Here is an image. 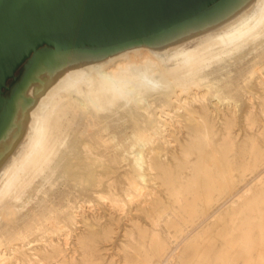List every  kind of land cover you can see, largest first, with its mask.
<instances>
[{"label":"bare ground","instance_id":"1","mask_svg":"<svg viewBox=\"0 0 264 264\" xmlns=\"http://www.w3.org/2000/svg\"><path fill=\"white\" fill-rule=\"evenodd\" d=\"M263 34L264 0H226L207 14L143 41L37 57L0 129V264H77L67 257L66 248L51 240L50 249L25 243L35 229L55 226L49 214L58 204L48 207V199L42 198L33 210L23 212L16 203L39 176L48 179L60 171L67 182L94 189L103 182L94 170L108 173V163L118 166L123 160L131 168V191H144L150 181L159 180L173 203L155 216L154 209L147 212L154 216L152 231L138 223L127 231L126 264H264V147L250 139L238 145V152L231 110L238 98L223 93L225 85H238L264 94V40L257 42ZM248 45L253 46L244 53ZM235 56L239 64L250 57L248 70L236 76L217 67ZM257 98L258 114L264 118V96ZM226 103L228 114L221 109ZM260 117L250 112L244 119L256 126ZM220 122L227 130L222 136ZM62 145L72 157L57 154ZM109 152L115 154L111 162L97 159ZM111 232L107 229L106 235ZM83 238L80 243L87 246ZM26 245L32 252L24 251ZM93 258L90 264H96Z\"/></svg>","mask_w":264,"mask_h":264},{"label":"water","instance_id":"2","mask_svg":"<svg viewBox=\"0 0 264 264\" xmlns=\"http://www.w3.org/2000/svg\"><path fill=\"white\" fill-rule=\"evenodd\" d=\"M225 1L0 0V129L37 57L143 41ZM21 69L24 75L19 80Z\"/></svg>","mask_w":264,"mask_h":264},{"label":"rangeland","instance_id":"3","mask_svg":"<svg viewBox=\"0 0 264 264\" xmlns=\"http://www.w3.org/2000/svg\"><path fill=\"white\" fill-rule=\"evenodd\" d=\"M264 40V34L259 38V40L257 41L258 43H262ZM260 41V42H259ZM194 45V43H193ZM263 45H264V42H263ZM253 46V45H252ZM251 45H248L246 46V49L244 51V53H247L248 50L250 51V49L252 48ZM256 47H258V50L262 47L261 45H256ZM247 51V52H246ZM256 51V50H255ZM233 60H231L230 58L229 59H226L225 61H221L217 67L218 68H221L220 70L225 73L226 71L225 70H231L233 72L234 75H239L241 72L245 71L246 69L248 70V68L250 67V62H249V59H247L246 61H244L243 63L241 62L240 64L237 63L235 61L236 59V56L235 58L233 57L232 58ZM226 62V63H225ZM234 62V64H233ZM233 65H232V64ZM237 63V64H236ZM226 64V65H225ZM248 65V66H247ZM224 66H226L224 68ZM230 66V67H229ZM235 66V67H234ZM228 67V68H227ZM248 67V68H246ZM224 70H223V69ZM234 68H236V70H234ZM238 68V69H237ZM235 71V72H234ZM239 71V72H238ZM24 75V69H21L18 73V77H19V80H21V78L23 77ZM18 80V81H19ZM16 85V83L12 82L11 83V87L14 88ZM226 86V89L223 90V93H226L224 95H232L234 97H237L238 99H236V103L231 110H233L234 114H235V123L234 125L232 126V133H233V137L236 138V143H237V150L239 149L238 152H240V149H242L243 146H245L246 144H249L250 143V139H254L258 144L262 145V147H264V118H262L261 115L258 114L259 110H260V102H258V100L260 101V99H258L257 97L259 95H262L264 96V94H262L263 92L259 90V88H253V89H250L249 92L248 90H243L244 87H240L238 85H234L233 86ZM224 86V87H225ZM230 89H229V88ZM233 87V88H232ZM237 88V89H236ZM233 89V90H232ZM236 89V90H235ZM227 90V91H226ZM230 90V91H229ZM242 90V91H241ZM238 91V92H237ZM244 91H247V92H244ZM256 91V92H255ZM232 92V93H230ZM237 92V93H236ZM244 92V93H243ZM254 92V93H253ZM259 94H258V93ZM262 92V93H261ZM241 94V95H239ZM258 94V96H257ZM238 95V96H237ZM256 96V97H255ZM251 98V99H250ZM241 99V101L239 100ZM258 99V100H257ZM247 100V101H246ZM253 100V102H252ZM255 100V101H254ZM255 102V103H254ZM249 104V105H248ZM226 105V106H225ZM225 105H221V109H223V111H225L227 114L230 112V109H228L227 107V103ZM241 105L244 107H241ZM251 105H252V108L255 106V108H251ZM259 105V107H258ZM236 106V107H235ZM249 106V108H248ZM223 107V108H222ZM241 107V108H239ZM237 109V110H236ZM258 109V111H257ZM240 110V111H238ZM255 110V111H254ZM242 112V113H241ZM244 112V113H243ZM247 112H252V114H254V116L256 117H260L258 118L257 122L258 124H260L258 126L257 122H256V126L254 125H251L250 122L247 123V121L244 119V117L247 119V116L249 115V113ZM238 113V114H237ZM247 113V114H246ZM241 114V115H240ZM256 114H258V116H256ZM243 115V117H242ZM240 118V119H239ZM242 118V119H241ZM260 119V120H259ZM238 120V121H237ZM223 122V121H222ZM244 122V123H243ZM246 122V124H245ZM262 122V123H261ZM223 124V123H222ZM221 122L219 124H217V127H219V131H220V135L222 136V134L226 133V126L225 124L222 125ZM243 124V125H242ZM249 124V125H248ZM263 124V125H262ZM248 125V126H247ZM245 126H247L246 128H244ZM254 126V127H253ZM223 127L225 130H223ZM252 128V129H251ZM263 128V129H262ZM248 129V130H247ZM258 129V130H257ZM222 130V131H221ZM236 130V131H235ZM244 131V132H243ZM260 131V133H259ZM238 133V134H237ZM237 134V135H236ZM246 134V135H245ZM250 136H248V135ZM251 134V135H250ZM258 134L261 136L259 137ZM253 135V136H252ZM254 135H255V138H254ZM237 136V137H236ZM245 138H243V137ZM247 136V137H246ZM244 141H242V140ZM263 139V140H262ZM240 141H242L243 143H241ZM240 142V143H239ZM261 142V143H260ZM239 143V144H238ZM263 143V144H262ZM242 146L241 148L239 146ZM138 148V147H137ZM65 153L66 157H72V152H70L69 150H67L65 148V145H62L59 149V151L57 152L58 155H60L61 153ZM237 152V153H238ZM69 153V155H68ZM71 154V155H70ZM112 154V155H111ZM109 155V156H108ZM114 152H109L108 154H106V156L104 155V157H100L98 156L97 159L99 160H105V162H111V158L114 156ZM111 156V158H110ZM58 158V157H57ZM122 157H120L121 159ZM108 159V160H107ZM126 161V162H125ZM123 160L121 165H114L113 162L112 163H108L110 164V169L108 170L109 172H100L97 170V168L94 170V176L95 177H100L102 179V184L99 185V187H96V188H92L91 189V186L88 184L86 185L85 183L81 184V183H77V184H74V183H69L67 182V180L64 178L63 175H60L62 174V172L60 171H57L55 173V176L53 175L52 177L50 178H42L43 176H39L37 178L34 179V182L32 184V186L27 189V191L25 192V194L23 195L22 197V200L21 201H18L16 203L17 207L22 210L23 212H27V211H31L33 210V208H35L34 206H37L39 200H41L42 198H47L48 199V204L49 206L48 207H52L53 204L54 206L57 205L56 209L59 208L58 210H55V212H51L49 214L50 218H52V220H56V223H55V226L52 227L51 225L49 226V228L47 230H42V231H39L37 229H35V233L32 232V233H28L27 234V241L25 242L26 244L28 242H33L32 245H35V242H36V247L38 246V249H44V248H47L48 246V242L49 244L53 241L55 243H58L60 245H62L61 247H64L66 248L65 250V254L67 255V257L69 259L71 258H75L77 262V264H90L92 258L96 261V264H126L125 263V260H124V256H125V251L123 249V245L126 243L125 241L127 240V237H126V233L129 229H131L135 223H138L140 224L142 227L144 228H148L149 227V230L152 231V229H154V225L153 224V218L154 216L156 215V213L159 211V209H161L162 207L163 208H166V207H170V206H173L171 205L172 203V200L171 198L168 196V193H167V188L166 186H164L163 184L159 183V180L155 181L154 183V180L153 182H149L148 185H145L144 187V191H141V192H137L135 189L133 191H131V189H133L129 184V176L130 175L129 173L131 172L130 171V167L126 164H128V160ZM112 165V166H111ZM126 168L127 171H123L124 169ZM130 169H129V168ZM121 168V169H120ZM119 169V170H117ZM123 169V170H122ZM121 170V171H120ZM130 172H129V171ZM116 171V172H115ZM113 172V173H112ZM99 173V175H98ZM111 173V174H110ZM103 174V175H102ZM110 175V176H107ZM116 174V175H115ZM118 174V175H117ZM122 177H121V176ZM124 175V177H123ZM153 175V174H152ZM151 175V178H155V176ZM58 176V177H57ZM63 176V177H62ZM107 176V177H106ZM126 176V177H125ZM110 177V178H109ZM120 177V178H119ZM59 178V179H58ZM64 178V179H63ZM104 178V179H103ZM106 178V179H105ZM108 178V179H107ZM122 178H125V179H122ZM43 179V180H42ZM52 179V181H51ZM61 179V180H60ZM116 181V184H115V180ZM42 180V181H41ZM48 180V181H47ZM49 180L51 182H49ZM121 182H120V181ZM124 180L126 182H124ZM65 181V182H64ZM110 181V182H109ZM40 182V183H39ZM42 182V183H41ZM58 184H57V183ZM118 182L121 184L118 185ZM67 183V184H66ZM113 187H111V185ZM128 183V184H127ZM152 183V184H150ZM44 184V185H43ZM48 184V185H47ZM65 184V185H64ZM85 184V185H84ZM59 185V186H58ZM64 185V186H63ZM67 185V186H66ZM74 185V186H73ZM79 185V186H78ZM107 185V186H106ZM110 185V186H109ZM124 185V186H123ZM161 185V186H160ZM36 188H35V187ZM50 186V187H49ZM84 188H82V187ZM110 188H109V187ZM118 186V187H117ZM123 186V187H121ZM69 187V188H68ZM127 187V188H126ZM129 187V189H128ZM45 188V189H44ZM61 188H63L61 190ZM68 188V189H67ZM113 188V189H112ZM117 188V189H116ZM119 188V189H118ZM124 188V189H123ZM131 188V189H130ZM72 189V192L70 190ZM74 189V190H73ZM128 189V190H126ZM43 190V191H42ZM51 190V192H49ZM59 190V191H58ZM80 190V191H79ZM117 190H118V193H117ZM126 193H125V191ZM154 190V191H153ZM37 191V192H36ZM40 191V192H39ZM45 191L47 192V194H45ZM61 191V192H60ZM78 191V193L76 192ZM88 191V193L86 192ZM110 191V193H109ZM121 191V192H120ZM124 191V192H123ZM131 193H130V192ZM156 191V192H155ZM160 191V192H159ZM68 192V193H66ZM70 192V193H69ZM75 192V193H74ZM83 192V193H82ZM95 194H93V193ZM99 192V193H98ZM101 192V194H100ZM113 192V193H111ZM123 192V193H122ZM137 192V193H136ZM159 192V193H158ZM164 194H162V193ZM38 193V194H37ZM40 193V194H39ZM50 193V194H48ZM82 193V194H81ZM98 193V195H96ZM151 193V194H149ZM158 193V194H157ZM166 193V194H165ZM66 194V195H65ZM68 194V195H67ZM72 194V195H71ZM104 196H103V195ZM108 194V195H107ZM114 195V196H111V195ZM116 194V195H115ZM124 194V195H123ZM154 194H155V197H154ZM162 194V195H161ZM54 195V196H53ZM57 195V196H56ZM71 195V196H70ZM76 197L74 199V196ZM91 195H95V196H98L97 197H93ZM106 195V196H105ZM119 195V196H117ZM132 195V196H130ZM160 195V196H159ZM38 196V197H37ZM48 196V197H47ZM62 196V197H61ZM65 196V197H64ZM87 196V198L85 197ZM109 196V198H108ZM117 196V197H116ZM130 196V197H129ZM158 196V197H157ZM64 197V198H63ZM92 197V198H91ZM99 197L101 199H99ZM103 197V198H102ZM113 197V199L111 198ZM115 197V198H114ZM129 197V198H128ZM146 197V198H145ZM153 197V199H152ZM157 199L155 200L154 198ZM163 197V198H161ZM170 200H168V198ZM33 198V199H32ZM38 198V199H37ZM59 199L58 201L55 200V199ZM66 198V199H65ZM73 198V199H71ZM86 198V199H85ZM119 198V199H118ZM149 198V199H147ZM52 201H51V200ZM55 201H54V200ZM63 199V200H62ZM85 199V200H84ZM88 199V200H87ZM104 199V200H102ZM115 200V199H118L116 201H113L111 203V200ZM125 199V200H123ZM141 199V200H140ZM160 199V200H159ZM162 199V200H161ZM32 200V201H31ZM65 200V201H64ZM72 200H75L73 201V204H72ZM80 200V201H79ZM89 200H91L89 202ZM95 200V201H94ZM138 200V201H137ZM146 200V201H144ZM150 200V201H148ZM153 200V201H152ZM9 201H11V199H9ZM57 201V202H56ZM62 201V202H61ZM69 201V202H68ZM71 201V202H70ZM88 201V202H87ZM118 201V202H117ZM121 201V202H120ZM123 201V202H122ZM142 201V202H141ZM144 201V202H143ZM155 201V202H154ZM165 201V203H164ZM171 201V202H170ZM26 202V203H25ZM51 202V203H50ZM66 202V203H65ZM77 202V203H75ZM148 202V204H147ZM150 202V203H149ZM168 202V203H167ZM119 203V204H118ZM143 203V204H142ZM145 203V205H144ZM153 203V204H152ZM158 205H157V204ZM163 203V204H162ZM167 203V204H166ZM32 204V205H31ZM64 204V205H63ZM92 204V205H91ZM115 204V205H114ZM117 204V205H116ZM121 204V205H120ZM123 204V205H122ZM166 204V205H164ZM173 204V203H172ZM30 205V206H28ZM60 205V206H59ZM66 205V206H65ZM82 205V206H81ZM84 205V206H83ZM90 205V207H89ZM120 205V206H119ZM126 205V206H125ZM140 207L141 208H145V211H136L134 210L135 208L137 207ZM150 205V206H149ZM155 205V206H153ZM164 205V206H163ZM29 208H27V207ZM68 206V207H67ZM92 206V208H91ZM94 206V207H93ZM95 206L98 207L95 209ZM114 206H116L114 208ZM121 206L123 208H121ZM125 206V208H124ZM145 206V207H144ZM218 205H216L217 207ZM228 206L225 205L223 208L220 209L219 212H221L222 210L225 209V207ZM3 206L0 207V210L2 209ZM65 207V209L63 208ZM75 207V208H73ZM82 207V208H81ZM84 207V208H83ZM87 207V208H86ZM104 207V208H103ZM114 209H113V208ZM118 207H119V210H118ZM132 209H129L131 208ZM31 208V209H30ZM68 208V210H67ZM134 208V209H133ZM148 208V210H147ZM158 208V210H157ZM72 209V210H70ZM122 209V210H121ZM151 209H154L151 211ZM26 210V211H25ZM52 210V209H51ZM50 210V211H51ZM63 210V212L61 211ZM76 210V211H75ZM111 210V211H110ZM114 210V211H113ZM124 210V211H123ZM129 210V211H127ZM133 210V211H132ZM58 211H59V215H58ZM61 211V212H60ZM80 211V212H79ZM87 211V212H86ZM96 211V212H95ZM98 211V212H97ZM102 211V212H101ZM121 211V212H120ZM151 211L153 213L150 212V214H148L147 212ZM92 212V213H91ZM95 212V213H93ZM116 212V213H115ZM139 212V213H138ZM145 212V213H143ZM69 213V214H68ZM72 213V214H71ZM78 213V214H77ZM84 213V214H83ZM101 213V214H100ZM77 214V215H76ZM112 214V215H110ZM137 214V215H136ZM57 215V216H56ZM97 215V216H96ZM59 216V218H58ZM151 218L149 219L148 218ZM56 217V218H55ZM65 217V218H64ZM78 217V218H77ZM80 217V218H79ZM82 217V218H81ZM61 218L63 220H61ZM75 218V219H73ZM99 219V220H98ZM60 220V222L58 223V221ZM69 220V221H68ZM96 220V222H95ZM91 221V222H90ZM52 222V221H51ZM62 222V223H61ZM67 222V223H66ZM77 222V223H75ZM64 224V225H63ZM70 224V225H68ZM84 224V226H83ZM95 224V225H94ZM75 225V227H74ZM82 225V228L79 227ZM60 228H59V227ZM72 226V227H71ZM77 226V227H76ZM107 226V227H106ZM132 226V227H131ZM164 226V225H163ZM56 227V228H55ZM64 227V229H63ZM67 229H66V228ZM54 230H52V229ZM76 228V229H75ZM164 228V227H162ZM59 229L61 231H59ZM63 229V231H62ZM80 229V230H79ZM84 229V230H83ZM86 229V231H85ZM107 229H111L112 232L109 234V236L106 235V230ZM49 230V232H48ZM73 230V231H72ZM47 231V233H46ZM65 231V232H64ZM69 233H68V232ZM83 231V232H82ZM40 232V233H39ZM68 234H67V233ZM71 232V233H70ZM257 232V230H256ZM37 233V235H35ZM60 233V234H59ZM65 233V234H64ZM75 235H74V234ZM80 233V234H79ZM33 234V236H32ZM40 234V235H39ZM43 234V236L41 235ZM47 234H51V235H47ZM70 234V235H69ZM82 234H84V236H82ZM125 234V235H124ZM81 235V236H80ZM29 236V237H28ZM41 236V237H40ZM61 238H60V237ZM31 237V238H30ZM34 237V238H33ZM38 237V238H37ZM43 237H45L43 239ZM55 237V238H54ZM70 237V238H69ZM80 239L81 237L87 241V246L83 245L80 243L81 239L79 240L78 238ZM37 238V239H35ZM60 238V239H59ZM65 238V239H64ZM35 239V240H34ZM57 241H55V240ZM67 239V240H66ZM77 239V241H76ZM47 240V241H46ZM51 240V242H50ZM65 240V241H63ZM43 241V242H42ZM73 241V242H72ZM47 242V243H45ZM78 242V243H76ZM39 243V244H37ZM66 243V244H65ZM69 243V244H68ZM41 244V245H40ZM43 244V245H42ZM64 244V246H63ZM71 244L73 246H71ZM29 246L31 245H26L25 246V250L26 252L30 253L32 251H30L28 248ZM74 247V248H73ZM79 247V248H78ZM50 249V247H48ZM72 252V253H71ZM75 253V254H73ZM86 253H87V257L86 256ZM73 254V255H72ZM75 255V256H74ZM73 256V257H72ZM83 256V257H82ZM93 256V257H92ZM88 258V259H86ZM84 259V260H83ZM87 260V263H85ZM124 260V262H123ZM89 261V262H88ZM109 262V263H108Z\"/></svg>","mask_w":264,"mask_h":264}]
</instances>
